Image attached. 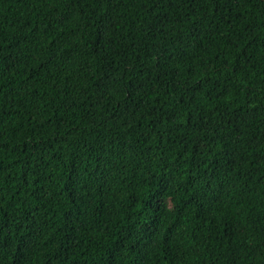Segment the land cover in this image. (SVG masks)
<instances>
[{
  "label": "trees",
  "instance_id": "trees-1",
  "mask_svg": "<svg viewBox=\"0 0 264 264\" xmlns=\"http://www.w3.org/2000/svg\"><path fill=\"white\" fill-rule=\"evenodd\" d=\"M0 264H264V0H0Z\"/></svg>",
  "mask_w": 264,
  "mask_h": 264
}]
</instances>
